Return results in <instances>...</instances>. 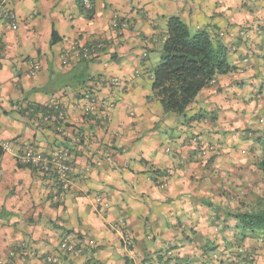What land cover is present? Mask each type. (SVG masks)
I'll list each match as a JSON object with an SVG mask.
<instances>
[{"label": "crops", "instance_id": "0c3cea01", "mask_svg": "<svg viewBox=\"0 0 264 264\" xmlns=\"http://www.w3.org/2000/svg\"><path fill=\"white\" fill-rule=\"evenodd\" d=\"M80 1L0 0V140L11 143L0 155V260L264 264V236L242 240L235 220L261 187L255 141L264 133V0H90L91 19ZM114 16L125 24L120 33ZM170 16L191 34L222 33L236 67L202 90L183 119H167L150 97L158 63L149 54L161 56ZM72 41L101 49L77 58L66 52ZM101 77L123 82L101 90L116 100L107 124L75 105ZM56 101L66 108L60 132L39 113L25 115ZM26 146L71 153L67 193L54 200V183L18 162ZM116 226L130 234L129 252ZM64 243L81 254L62 250Z\"/></svg>", "mask_w": 264, "mask_h": 264}, {"label": "trees", "instance_id": "16d2710c", "mask_svg": "<svg viewBox=\"0 0 264 264\" xmlns=\"http://www.w3.org/2000/svg\"><path fill=\"white\" fill-rule=\"evenodd\" d=\"M79 4L85 17L91 19L93 6L91 9H85L82 0ZM165 28L166 37L161 46L159 62L154 68L150 97L164 112L184 115L202 90L212 86V82L216 83L222 75L233 72L236 67L230 64L228 58L230 47L222 42V33L213 36L206 29H202L191 34L188 25L179 16L166 17ZM262 28L264 29V25ZM260 53L264 67V47ZM262 86L264 88V77ZM29 109H33L35 114L44 111V108L39 107ZM195 118L198 119L197 116L193 117ZM255 143L260 150L257 170L260 173L258 184L261 187L258 188L253 201L235 215L238 223L236 227L240 230L242 240L264 236V133L256 138ZM1 152L2 149L0 155ZM159 177L163 176L157 174L158 180ZM122 232L127 233L124 229ZM132 248L133 241L132 246L126 249L129 252ZM248 262L253 264L251 261Z\"/></svg>", "mask_w": 264, "mask_h": 264}, {"label": "built area", "instance_id": "2783aa9c", "mask_svg": "<svg viewBox=\"0 0 264 264\" xmlns=\"http://www.w3.org/2000/svg\"><path fill=\"white\" fill-rule=\"evenodd\" d=\"M3 3L8 0H2ZM82 5L85 9H91L92 4L90 0H82ZM10 19L13 21L15 16H11ZM13 24V23H12ZM14 28V24L12 25ZM111 27L116 32L120 33L125 28L124 23H120L116 16L113 17ZM99 49L101 44L97 42H91L86 45H80L77 41H72L66 52L73 54L77 58H89L93 56ZM64 56V55H63ZM37 67L32 71V75H35ZM139 72L135 73L138 77ZM214 85L215 82L213 81ZM123 86V82L115 77H101L93 79L88 87H86L80 97L75 101L76 107L86 117L92 120H98L102 124H107L110 121L112 112L116 107L115 98H105L101 96V90L107 89L110 92L120 90ZM111 94V93H110ZM35 114L33 109H27L25 115L30 116ZM39 118L42 123L50 124L56 132L64 130L66 123V108L61 102H52L44 108L43 112L39 113ZM78 142H82L83 137L79 136ZM85 141V140H84ZM84 143V142H83ZM3 152L11 151V143L0 140V150ZM111 153H107L106 156L110 157ZM18 162L24 166L36 169L39 173L48 178L54 183L55 196L54 200H57L59 194H65L68 192L71 186L70 173L72 156L69 151L59 147L55 148L48 153H42L35 150L32 146H26L22 152L18 155ZM96 165H100V162H96ZM159 187L164 188L165 183H162ZM122 226H116L121 232L122 243L127 249L132 246L131 238L127 233L122 232ZM61 249L67 251L73 255H79L81 250L74 247H68L66 243L62 244ZM12 256V254H10ZM214 256V261L216 260ZM47 263L55 264L56 260L48 258ZM0 264H8L0 260ZM245 264H251L246 262Z\"/></svg>", "mask_w": 264, "mask_h": 264}, {"label": "rangeland", "instance_id": "374dc122", "mask_svg": "<svg viewBox=\"0 0 264 264\" xmlns=\"http://www.w3.org/2000/svg\"><path fill=\"white\" fill-rule=\"evenodd\" d=\"M189 30L191 33L193 32V29L190 28ZM149 57H150V61L153 62V65H156L159 62L158 60H159L160 54L158 55V53L154 51V52L149 54ZM260 103H261V101H260ZM161 109H162V107H161ZM162 112H163L164 117H166L167 119H183V116L185 115V113H184V115H176V114L171 113V112H164L163 109H162ZM260 115H261V117L264 118V110H261L260 113H258V116H260ZM250 126L251 127L258 126V122L257 121L251 122Z\"/></svg>", "mask_w": 264, "mask_h": 264}]
</instances>
